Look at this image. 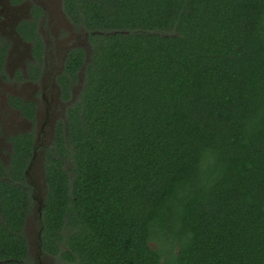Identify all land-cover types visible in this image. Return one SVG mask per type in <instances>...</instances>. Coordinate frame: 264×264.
Segmentation results:
<instances>
[{
    "label": "trees",
    "instance_id": "16d2710c",
    "mask_svg": "<svg viewBox=\"0 0 264 264\" xmlns=\"http://www.w3.org/2000/svg\"><path fill=\"white\" fill-rule=\"evenodd\" d=\"M63 10L90 51L70 50L60 76L64 99L80 89L45 150L41 251L61 264H264V0ZM13 141L0 264H29L34 140Z\"/></svg>",
    "mask_w": 264,
    "mask_h": 264
},
{
    "label": "flooded vegetation",
    "instance_id": "af4514ba",
    "mask_svg": "<svg viewBox=\"0 0 264 264\" xmlns=\"http://www.w3.org/2000/svg\"><path fill=\"white\" fill-rule=\"evenodd\" d=\"M34 28L36 37L41 50H37L36 41L29 37V28ZM77 28L63 10V0H0V46L5 51V58L0 67V85L4 80L14 79L16 83H25L33 87L31 93L24 88L22 91H16L11 85H5L8 89L4 92L1 98L0 114L8 111H17L23 115V120H13L11 124L4 129L13 131L15 121L19 127L35 126L41 121L42 111L46 110L44 122L40 132L29 130L20 134H31L34 140L33 154L31 162L26 170V182L32 187V196L35 199V204L32 210L38 214V233L35 234V243L38 244L41 250V193L35 195L37 187L30 184L29 170L34 164L37 156L44 165V155L46 148L52 143L55 135L58 119H54L57 115L58 105L67 111L68 105L75 99L76 88L79 85L72 87V98L66 100L63 98V89L60 83V76L65 69V61L68 53L73 48L81 47L86 52L90 51V43L88 33L85 31L82 35H75L74 29ZM70 32L69 37H63L62 30ZM62 32V33H61ZM81 39H83L81 41ZM73 40L77 41L72 44ZM81 42V44H78ZM83 72H80V80H82ZM41 94L39 95V90ZM23 100L27 105L30 104L33 108V114L27 115L23 109L17 107L14 99ZM52 111V113H50ZM66 115V113H65ZM52 122V130L46 132L45 127ZM46 125V126H45ZM54 128V129H53ZM42 132V135H41ZM11 137V155L8 162L0 154V164L6 169V173L0 174V182L10 179L8 169L11 165L14 141ZM27 185V186H28ZM35 189V190H34ZM34 190V192H33ZM25 222V231L30 220V215ZM27 238V237H26ZM28 241V240H27ZM29 245V244H28ZM29 252V248H28Z\"/></svg>",
    "mask_w": 264,
    "mask_h": 264
},
{
    "label": "rangeland",
    "instance_id": "374dc122",
    "mask_svg": "<svg viewBox=\"0 0 264 264\" xmlns=\"http://www.w3.org/2000/svg\"><path fill=\"white\" fill-rule=\"evenodd\" d=\"M63 37H69L70 32L65 31V29L62 30ZM61 32V33H62ZM85 32V30L83 29H79V28H75L74 29V33L75 35H82ZM83 39H81L82 41ZM72 44H76L77 41L73 40ZM78 44H81V42H78ZM5 85H11L14 90L16 91H22L25 89H27L29 91V93H31V91L33 90L31 86H29V84L25 85V83L21 82V83H16L14 79H11L9 81H7V79L4 80L3 84L0 85V96L2 98V95H4V92H7L8 89L5 88ZM80 89V85L76 88V94L75 96L78 94ZM41 90L42 88L39 90V95L41 94ZM1 98H0V106H1ZM57 115L54 116V119H62L65 117V113L64 112V108L62 109L60 105H58L56 111ZM50 113H52V111H50ZM46 114V110L42 111V118L41 121L37 122V124L34 126H28V127H19L18 123L15 121L14 126L17 128H14L13 131H8L7 129H4V126L6 127V125H10L11 122L13 120H19L22 121L23 115L20 112L17 111H8V112H3L0 114V154L5 158V162L9 161L10 155H11V143L12 140L10 139L11 137L22 133V132H27L29 130H33L35 133L36 132H40L41 127L43 125L44 122V117ZM46 126V125H45ZM54 129V128H53ZM46 132L53 131L52 130V122L45 127ZM42 135V132H41ZM29 181L30 184H32V186H36L37 190H35V195H39V193H41V200L44 199V197L46 196L47 193V184L45 181V170H44V165H43V161H42V155H41V163H40V159L39 156H37V159L35 160L34 164L30 167L29 170ZM33 190V192H34ZM32 214L30 215V220L28 222V226L26 228L25 234L28 240V244H29V259L28 262L29 264H61L62 263V259L56 255H52L46 252H42L39 248V245L35 243V234L38 233V214L32 210ZM154 245V244H152Z\"/></svg>",
    "mask_w": 264,
    "mask_h": 264
}]
</instances>
